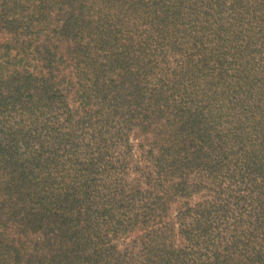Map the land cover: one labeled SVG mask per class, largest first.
<instances>
[{"label":"trees","instance_id":"obj_1","mask_svg":"<svg viewBox=\"0 0 264 264\" xmlns=\"http://www.w3.org/2000/svg\"><path fill=\"white\" fill-rule=\"evenodd\" d=\"M0 264H264V0H0Z\"/></svg>","mask_w":264,"mask_h":264}]
</instances>
